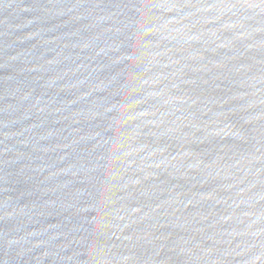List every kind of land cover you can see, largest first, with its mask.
Listing matches in <instances>:
<instances>
[{
  "label": "water",
  "instance_id": "1",
  "mask_svg": "<svg viewBox=\"0 0 264 264\" xmlns=\"http://www.w3.org/2000/svg\"><path fill=\"white\" fill-rule=\"evenodd\" d=\"M0 264H264V0H0Z\"/></svg>",
  "mask_w": 264,
  "mask_h": 264
}]
</instances>
